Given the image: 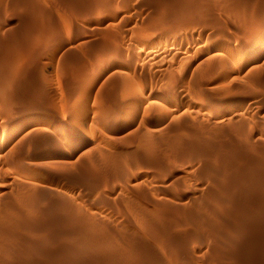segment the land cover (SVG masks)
Instances as JSON below:
<instances>
[{"label":"rangeland","instance_id":"rangeland-1","mask_svg":"<svg viewBox=\"0 0 264 264\" xmlns=\"http://www.w3.org/2000/svg\"><path fill=\"white\" fill-rule=\"evenodd\" d=\"M263 186L264 0H0V264H264Z\"/></svg>","mask_w":264,"mask_h":264},{"label":"bare ground","instance_id":"bare-ground-1","mask_svg":"<svg viewBox=\"0 0 264 264\" xmlns=\"http://www.w3.org/2000/svg\"><path fill=\"white\" fill-rule=\"evenodd\" d=\"M242 49H243V48H242ZM169 50H170V49H169ZM155 51H156V50H155ZM162 52H163V51H162ZM146 53H147V52H146ZM160 53H161V52H160ZM160 53H159V54H160ZM120 54H121V53H120ZM156 54H157V52H156ZM156 54H155L154 52L152 53V51L150 50V51H148V53H147L146 56H147L148 58H150V57L157 56ZM117 56H118V55H117ZM112 57H113V56H112ZM110 58H111V57H110ZM152 59H153V58H152ZM152 59H151V60H152ZM108 63H109V62H108ZM203 137H204V136H203ZM240 147H241V146H240ZM246 147H247V146H246ZM249 147H250V146H249ZM218 149H219V148H218ZM247 149H248V148H247ZM244 150H245V149H244ZM260 151H261V150H260ZM260 151H259V152H260ZM262 153H263V152H262ZM235 155H236V154H235ZM229 157H230V156H229ZM229 157H228V158H229ZM230 159H231V157H230ZM240 159H241V157H240ZM255 159H256V158H255ZM261 160H262V159H261ZM226 161H227V160H226ZM221 162H222V161H221ZM230 162H231V161H230ZM223 163H224V162H223ZM233 163H234V162H233ZM219 164H220V163H219ZM224 164H225V163H224ZM224 164H223V165H224ZM237 164H238V163H237ZM261 164H263V163L261 162ZM225 168H226V167H225ZM213 169H214V168H213ZM243 169H244V168H243ZM260 169H261V168H260ZM232 170H233V169H232ZM247 170H248V169H247ZM220 171H221V170H220ZM246 174H247V173H246ZM209 175H212V174H209ZM239 175H241V174H239ZM250 175H251V174H250ZM256 175H257V174H256ZM232 176H233V175H232ZM218 177H219V176H218ZM230 177H231V176H230ZM251 177H252V175H251ZM254 177H255V176H254ZM227 178H229V177H227ZM239 178H240V177H239ZM243 178H244V177H243ZM233 179H234V178H233ZM246 179H247V178H246ZM255 179H256V178H255ZM257 179H258V178H257ZM229 180H230V179H229ZM234 180H235V179H234ZM236 180H237V179H236ZM239 180H240V179H239ZM244 181H245V180H244ZM251 181L253 182L252 179H251ZM254 181H255V180H254ZM255 182H256V181H255ZM255 182H254V183H255ZM244 183H245V182H244ZM249 183H250V182H249ZM259 183H260V182H259ZM259 183L257 182V185H258ZM233 184H234V183H233ZM251 184H252V183H251ZM251 184H250V185H251ZM255 184H256V183H255ZM217 185H218V184H217ZM228 185H229V184H228ZM228 185H227V186H228ZM257 185H256V186H257ZM227 186H226V187H227ZM252 186H253V185H252ZM258 186H259V185H258ZM229 187H230V186H229ZM253 187H254V186H253ZM263 187H264V186H263ZM223 188H224V187H223ZM233 188H234V187H233ZM255 188H256V187H255ZM259 188H260V187H259ZM224 189H225V188H224ZM236 189H237V187H236ZM242 189H243V188H242ZM252 189H253V188H252ZM260 189H261V188H260ZM249 190H250V189H249ZM227 191H228V190H227ZM234 191H235V190H234ZM245 191H246V190H245ZM247 191H248V189H247ZM259 191H260V190H259ZM222 192H223V191H222ZM222 192H221V193H222ZM237 192H238V191H237ZM257 192H258V191H257ZM240 193H242V192H240ZM246 193H247V192H246ZM229 194H230V193H229ZM251 194H252V191H251ZM255 194H256V193H255ZM216 195H217V194H216ZM221 195H222V194H221ZM236 195H237V194H236ZM238 195H239V194H238ZM241 195H242V194H241ZM252 195H254V194H252ZM219 196H220V195H218V197H219ZM242 196L244 197V195H242ZM242 196H241V197H242ZM247 196H248V195H247ZM255 196H256V195H255ZM257 196H258V195H257ZM214 197H215V196H214ZM218 197H217V198H218ZM245 198H246V197H245ZM248 198H250V197H248ZM252 198H253V197H252ZM218 199H219V198H218ZM220 199H221V198H220ZM254 199H255V198H254ZM257 199H258V197H257ZM261 200H262V199H261ZM216 201H217V200H216ZM216 201H215V202H216ZM222 201H223V200H222ZM258 201H259V200H258ZM212 202H213V201H212ZM231 202H232V201H231ZM251 202H252V201H251ZM203 203H204V202H203ZM255 203H256V202H255ZM241 204H242V203H241ZM244 205H245V204H244ZM255 205H257V204H255ZM204 206H205V205H204ZM207 206H208V205H207ZM213 206H214V205H213ZM236 206H237V205H236ZM208 207H209V206H208ZM246 207H247V206H246ZM259 207H260V206H259ZM164 208H165V207H164ZM239 208H240V207H239ZM255 208H256V207H255ZM206 209H207V207H206ZM209 209H211V207H210ZM248 209H249V208H248ZM186 210H187V209H186ZM207 210H208V209H207ZM221 210H222V209H221ZM231 210H232V209H231ZM242 210H243V209H242ZM263 210H264V209H263ZM163 211H164V210H163ZM165 211H166V210H165ZM182 211H183V210H182ZM210 211H211V210H209V212H208L209 214H210ZM212 211H213V210H212ZM212 211H211V212H212ZM226 211H227V210H226ZM226 211H225V213L228 212V211H227V212H226ZM261 211H262V210H261ZM185 212H186V214H188V213L190 214L189 211H185ZM185 212H184V213H185ZM191 212H193V211H191ZM230 212H231V211H230ZM166 213H167V212H166ZM196 213H197V212H196ZM218 213H219V211H218ZM232 213H234V212L232 211ZM248 213H249V212H248ZM163 214H164V213H163ZM214 214L217 215V216H219V217H217V219H218V218H221V219H222V218L225 216V215H224L223 217L220 216V215H222V214H221V211H220V213H219L220 215H218L217 213H214ZM229 214H230V213H229ZM240 214H241V213H240ZM246 214H247V213H246ZM167 215H168V214H167ZM191 215H192V216H191ZM191 215H189V216L192 217V220H193L195 223L198 222L197 224H200V223L202 222V224H200V227H201V225H204V224H205V226L208 227L209 229L214 230V229L216 228V227H215V228H212V227H211V224L209 225V223L207 224L206 219L211 218V217H206V219H204L205 221H202V220L200 219V216H198V214H197V215L194 214V215H195V216H194L193 213H191ZM200 215H202V214H200ZM212 215H213V214H212ZM215 215H213V216H215ZM231 215H232V214H231ZM234 215H235V214H234ZM263 215H264V214H263ZM189 216H188V217H189ZM207 216H208V215H207ZM209 216H210V215H209ZM190 217H189V220H190ZM203 217H204V216H203ZM215 217H216V216H215ZM215 217H213V218L215 219ZM225 218H226V217H225ZM225 218H224V219H225ZM248 218H249V217H248ZM257 218H258V217H257ZM260 218H261V217H260ZM142 219H143V218H142ZM186 219L188 220L187 216H186L185 220H186ZM194 219H195L196 221H195ZM211 219H212V218H211ZM148 220H149V219H148ZM148 220H146V222H148ZM185 220H184V221H185ZM192 220H190V222H191ZM33 221H34V220H33ZM143 221L145 222V220H143ZM200 221H201V222H200ZM217 221H218V220H217ZM237 221H238V220H237ZM241 221H244V220H241ZM146 222H145V223H146ZM157 222H158V221H157ZM194 222H193V223H194ZM199 222H200V223H199ZM204 222H205V223H204ZM208 222H209V221H208ZM238 222H239V221H238ZM244 222H246V221H244ZM244 222L242 223L243 226H245V223H244ZM260 222H261V221H260ZM18 223H19V222H18ZM149 224H150V227H149V228H150L154 233H156V234L158 233V236L161 235L162 237H164V239H166L167 242H168V241H170V242H175V241H176V242H177V240H178L179 238L181 239V238L189 237V236H190V235H189L190 232L187 233V234L184 233L185 235H183V237H181L180 235H179L180 237H179V236L176 237V236H174V234H173V235H172V234H171V235L168 234V232H166V233H162L163 231L160 230L162 227L160 228L159 226H157V225L154 224L153 222H152V223L150 222ZM149 224H147V225L149 226ZM252 224H253V223H252ZM33 225H34V224H33ZM219 225H220V224H219ZM221 225H222V224H221ZM228 225H229V224H228ZM12 226H13V225H12ZM220 227H222V226H220ZM228 227H229V226H228ZM204 228H205V227H204ZM243 228H244V227H243ZM163 229H164V228H163ZM217 229H218V228H217ZM165 230H166V229H165ZM212 230H210V231H212ZM215 230H216V229H215ZM215 230H214V231H215ZM231 230H232V229H231ZM161 231H162V232H161ZM214 231H213V232H214ZM216 231H218V230H216ZM224 231H225V230H224ZM244 231H245V230H244ZM252 231H253V230H252ZM153 232H152V233H153ZM171 233H172V232H171ZM256 233H257V232H256ZM161 236H160V237H161ZM84 239H85V238H84ZM97 239H98V238H97ZM103 239H104V238H103ZM103 239H102V241H103ZM95 240H96V238H95ZM15 241H16V240H15ZM100 241H101V240H100ZM100 241H99V242H100ZM179 241H180V240H179ZM181 241H182V240H181ZM72 245H73V244H72ZM82 245H83V244H82ZM135 246H136V245H135ZM247 246H248V245H247ZM176 247H177V246H176ZM231 247H232V246H231ZM6 248H7V247H6ZM26 248H27V247H26ZM86 248H87V247H86ZM73 249H74V248H73ZM6 250H7V249H6ZM234 251H235V250H234ZM7 252H8V253H7ZM7 252H6V254L4 253V256H5V257L7 256L6 259H7V260H8V259L13 260L14 257H15L14 252H12V251H11L10 253H9V251H7ZM249 252H250V251H249ZM149 258H150V257H149ZM6 259H5V261H7ZM1 260H3V259H1ZM10 260H9V263H10ZM149 260H150V259H149ZM159 263H160V262H159ZM7 264H8V263H7ZM75 264H76V263H75Z\"/></svg>","mask_w":264,"mask_h":264}]
</instances>
